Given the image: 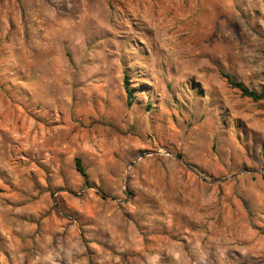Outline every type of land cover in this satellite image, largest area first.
I'll return each mask as SVG.
<instances>
[{"label":"rangeland","instance_id":"374dc122","mask_svg":"<svg viewBox=\"0 0 264 264\" xmlns=\"http://www.w3.org/2000/svg\"><path fill=\"white\" fill-rule=\"evenodd\" d=\"M223 73L264 87V0H0V264H264V99Z\"/></svg>","mask_w":264,"mask_h":264},{"label":"trees","instance_id":"16d2710c","mask_svg":"<svg viewBox=\"0 0 264 264\" xmlns=\"http://www.w3.org/2000/svg\"><path fill=\"white\" fill-rule=\"evenodd\" d=\"M222 76L226 79L227 83L234 89L238 90L240 95L242 97L248 98L252 101H260L264 99V87L260 88L259 90H253V89H248L245 87L242 83L237 82L233 79H231L227 74H222ZM125 92L127 94V97H131L129 93V88L127 85H124ZM130 102V101H129ZM75 170L78 172L80 175L83 183L85 186L92 188L94 185L91 183L88 174L86 173V170L79 158L75 159Z\"/></svg>","mask_w":264,"mask_h":264}]
</instances>
